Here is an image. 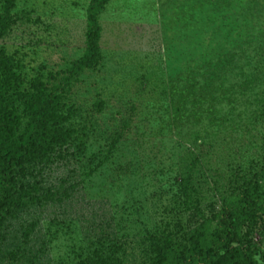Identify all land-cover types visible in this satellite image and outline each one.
<instances>
[{"label":"rangeland","instance_id":"obj_1","mask_svg":"<svg viewBox=\"0 0 264 264\" xmlns=\"http://www.w3.org/2000/svg\"><path fill=\"white\" fill-rule=\"evenodd\" d=\"M89 2L14 0V22L0 38L26 82L38 77L64 93L92 129L80 156L81 190L44 212L71 218L43 225L53 264H74L82 234L101 217L112 218L132 252L147 233L184 224L177 170L187 145L198 157L194 172L215 197L228 176L264 162V0H108L98 16L103 58L66 84L60 75L82 52ZM191 67L197 92L177 85H188ZM238 77L249 89L231 102ZM99 99L103 108L94 112ZM218 103L231 112L223 121L209 115ZM213 118L218 130L207 124ZM202 130L206 141L190 145L188 136ZM246 239L264 264V227Z\"/></svg>","mask_w":264,"mask_h":264},{"label":"trees","instance_id":"obj_2","mask_svg":"<svg viewBox=\"0 0 264 264\" xmlns=\"http://www.w3.org/2000/svg\"><path fill=\"white\" fill-rule=\"evenodd\" d=\"M107 1L90 0L82 52L60 75L64 83L101 62L98 16ZM13 6L14 0L1 4L0 38L14 22ZM191 70L185 71L188 85L181 80L177 85L197 92L200 79ZM233 80L231 102L249 89L244 78ZM96 102L94 112H100L103 102ZM216 113L221 121L231 116L219 103L209 115ZM218 122L213 118L207 124L218 130L222 125ZM89 124L64 93L38 77L26 82L17 63L0 47V263L53 264L43 225L71 218L44 212L63 208L81 190L86 171L81 169L80 156L92 135ZM207 134V130L194 131L188 136L190 145L204 143ZM193 148L185 146L187 160L177 170L179 200L188 213L184 224L147 233L132 252L117 237L112 218L92 220L82 234V255L74 264H260L246 238L264 227V162L249 174L228 176L215 197L208 182L194 172L198 157Z\"/></svg>","mask_w":264,"mask_h":264}]
</instances>
